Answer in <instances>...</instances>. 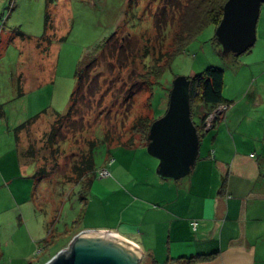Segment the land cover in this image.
Returning a JSON list of instances; mask_svg holds the SVG:
<instances>
[{
	"label": "rangeland",
	"instance_id": "374dc122",
	"mask_svg": "<svg viewBox=\"0 0 264 264\" xmlns=\"http://www.w3.org/2000/svg\"><path fill=\"white\" fill-rule=\"evenodd\" d=\"M13 1L17 6L11 9L9 3L6 18L0 21V264H42L44 237L56 235L53 246L59 250L82 230L125 219L124 211L115 215V205L111 207L109 192L105 191L107 182L100 176L94 178L86 198L81 197V180L77 182L74 170L82 155L95 147L98 171L111 160L131 154L123 142L133 136L141 138L133 124L138 119L152 124L166 113L179 75L192 77L217 66L226 75L224 96L227 98L230 91L240 92L242 85L246 88L247 71L245 66L240 67L239 86H233L234 67L252 54H223L215 41L217 27L210 24L164 65L174 49V32L170 24L160 32L157 18L164 11L162 19L171 20L170 5L176 0ZM259 22L261 26L264 23V9ZM261 28L258 26V37ZM113 33L102 54L87 66L84 85L74 102L78 111L67 118L80 62L89 48ZM120 47L125 50L119 51ZM153 67L161 69L159 76L152 73ZM27 77L30 80L25 81ZM44 78L50 79L45 88L31 91L27 97L21 94L20 87L27 91ZM255 86L257 83L251 89ZM134 87L143 89L136 92L129 109L126 97ZM37 102L48 112L20 136L24 147L35 142L37 164L25 160L21 167L15 158L16 127L30 118L29 110ZM61 122L65 123L66 139L51 148L42 139L53 124ZM200 130L199 159L212 151L215 133ZM40 167L47 171L42 178L36 173ZM23 181H31V185L23 188ZM95 198L102 201L100 205L99 201L95 204ZM123 204L121 201L120 206Z\"/></svg>",
	"mask_w": 264,
	"mask_h": 264
},
{
	"label": "crops",
	"instance_id": "0c3cea01",
	"mask_svg": "<svg viewBox=\"0 0 264 264\" xmlns=\"http://www.w3.org/2000/svg\"><path fill=\"white\" fill-rule=\"evenodd\" d=\"M9 3L11 9L17 6L13 0H0V21L6 18ZM258 26L262 28L256 48L237 63L231 80L233 86L238 85L240 67L245 66L246 88L242 85L240 92L230 91L224 103L228 108L221 113H216L220 105L204 106L210 110L209 119L218 114L204 127L215 132L210 154L198 158L190 175L174 179L159 174L160 161L147 151L145 142L127 146L132 153L115 159L107 166L111 175L101 177L107 182L105 191L111 207L115 205V215L124 211L125 219L89 228L113 231L136 243L150 264H264V152L260 153L264 140V23L258 22ZM49 80H38L24 95L45 88ZM256 83L258 87L251 89ZM43 107L37 102L29 110L30 117L44 111ZM24 146L16 142L15 158L21 167L26 160L20 154ZM30 185L31 181L21 182L23 188ZM98 201L100 205L102 201L95 198V204ZM121 201L125 202L122 206ZM74 235L58 249L68 247ZM56 239L50 245L45 242L43 261L59 251L54 250ZM190 257L197 258L190 261Z\"/></svg>",
	"mask_w": 264,
	"mask_h": 264
},
{
	"label": "water",
	"instance_id": "95a60500",
	"mask_svg": "<svg viewBox=\"0 0 264 264\" xmlns=\"http://www.w3.org/2000/svg\"><path fill=\"white\" fill-rule=\"evenodd\" d=\"M263 4L264 0L226 1L216 28L223 54L241 55L256 44ZM192 81L186 75L175 78L167 111L153 121L148 132V152L159 159L158 172L165 178L191 174L199 158L201 134L192 115ZM144 258V251L136 243L119 234L86 229L44 264H142Z\"/></svg>",
	"mask_w": 264,
	"mask_h": 264
},
{
	"label": "trees",
	"instance_id": "16d2710c",
	"mask_svg": "<svg viewBox=\"0 0 264 264\" xmlns=\"http://www.w3.org/2000/svg\"><path fill=\"white\" fill-rule=\"evenodd\" d=\"M226 1L227 0H176V3H171L170 5V9L172 10L171 20H169L168 18L162 19L161 15L165 14L164 11L162 12L163 14L161 12L159 13L158 17L160 16V18H157L158 20L157 29L160 31L162 27L167 28V26L170 24V26L173 27V32H174L173 34L174 49L168 54L167 60L165 61L164 65L169 63V61L173 58L174 55H176L178 52H181L186 46V44H188L191 40L197 37L199 33H201L208 25L214 24L216 27L219 25V23L223 18L224 5ZM49 17L50 16L48 15L47 24L49 21ZM156 17L157 16H155V18ZM168 20L170 21V23ZM161 21L163 23H160ZM114 34L115 33H113L111 36L105 37L95 46L89 48L86 56L80 62L77 71V88L72 96V101H71L72 103L70 105L67 118L71 115L72 111H78L75 109L78 108V106L75 107L76 104L74 102L78 101V95H79L78 93L82 85H84L83 77L87 66H90L97 59L100 52L102 54L106 46L110 43V40L112 39ZM215 41H217L220 44V48L222 49V45L219 42L217 35ZM120 50L123 51L125 49L124 47H120L119 51ZM112 56H114L113 52H112ZM158 66L159 64L157 65V67ZM90 67H88L86 72L90 70ZM157 67H153L152 69V73L155 76L160 75L159 70L161 69H158ZM192 80L193 81L191 88V108H192V115L194 117L197 114L196 113L197 108L201 105L205 107H215L225 103V96H224L225 72L222 68L217 66H210L206 68L203 72L192 76ZM142 89H143L142 87H138V88L134 87L132 88L131 91L128 92L129 95L126 97V100L128 102L129 109L133 107L135 103L136 92ZM20 91L22 94L23 90L21 89V87H20ZM198 111L199 108L197 112ZM46 112H48L47 109L36 114L33 117H30L29 119L25 120L21 125L16 127V137L18 144L22 145L20 138L22 131L30 128V126L34 124L36 121H38L40 116ZM57 113L61 114L60 112ZM63 122H61L59 125L58 123L53 124L51 130L44 134L42 141H44L45 144L48 145L49 147L55 148L60 143V141L66 139V136L64 135L65 123ZM75 123L76 121H74V124ZM150 126H151V121L149 122L147 121V123H145L144 120L138 119V121L133 124V130L138 131V133H140L141 138L136 139L133 136L127 142H123V143L127 146H132L136 144V142L140 141V142H145L147 145L148 132ZM197 126L199 129V133L201 134L200 129L203 128H201V126L198 125V123ZM123 143L118 142V144H123ZM37 151L38 149L36 148L35 142H30V144L27 147H24L22 150H20V154L24 159L28 161L36 162L37 164V161L35 159ZM95 151L96 148L92 146L91 151L88 155H86V153L82 155V161L80 165H78V163L75 164L74 171L78 175L77 182L81 180V182H79V185L82 189L81 190L82 198H86V193L89 191L88 189L90 188L94 178H96V176L98 175V171L96 169ZM46 172L47 171L44 167L43 168L40 167L36 171L38 176L41 178L44 177L45 174H47ZM55 239H56V235H54V237L51 238H46L45 242H47V245H50L53 243ZM53 255H51L48 259H50ZM197 257H190L188 258V260L191 261L196 259ZM46 261L42 262V264H44ZM147 261H149L148 258H145L142 264H147Z\"/></svg>",
	"mask_w": 264,
	"mask_h": 264
},
{
	"label": "flooded vegetation",
	"instance_id": "af4514ba",
	"mask_svg": "<svg viewBox=\"0 0 264 264\" xmlns=\"http://www.w3.org/2000/svg\"><path fill=\"white\" fill-rule=\"evenodd\" d=\"M199 114H198V121L195 119V117L193 116L194 121L196 122V124L198 123V125L201 126V128L204 129V127H207L210 124L211 119H209V114L208 111L206 110V108L204 109V106H202L199 109ZM215 118V117H214ZM214 118L211 122L214 121Z\"/></svg>",
	"mask_w": 264,
	"mask_h": 264
},
{
	"label": "built area",
	"instance_id": "2783aa9c",
	"mask_svg": "<svg viewBox=\"0 0 264 264\" xmlns=\"http://www.w3.org/2000/svg\"><path fill=\"white\" fill-rule=\"evenodd\" d=\"M226 108H228V104H224V105L222 104V105H220V108L216 110V113H220V112L224 111V109H226ZM210 119H211V121H212V118H210ZM211 121H210V122H211ZM111 162H112V160L109 162V165L111 164ZM107 166H108V165H106L105 167H102V168H100V169L98 170V175H99L100 177H108V176L111 175V172H110V170H109V168H108ZM193 224H194V226L196 227L197 222L194 221Z\"/></svg>",
	"mask_w": 264,
	"mask_h": 264
}]
</instances>
